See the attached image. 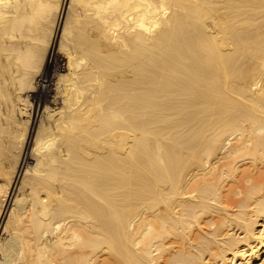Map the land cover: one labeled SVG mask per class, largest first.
<instances>
[{
  "label": "bare ground",
  "instance_id": "1",
  "mask_svg": "<svg viewBox=\"0 0 264 264\" xmlns=\"http://www.w3.org/2000/svg\"><path fill=\"white\" fill-rule=\"evenodd\" d=\"M0 264H264V0H0Z\"/></svg>",
  "mask_w": 264,
  "mask_h": 264
},
{
  "label": "rangeland",
  "instance_id": "2",
  "mask_svg": "<svg viewBox=\"0 0 264 264\" xmlns=\"http://www.w3.org/2000/svg\"><path fill=\"white\" fill-rule=\"evenodd\" d=\"M64 64V63H63Z\"/></svg>",
  "mask_w": 264,
  "mask_h": 264
}]
</instances>
